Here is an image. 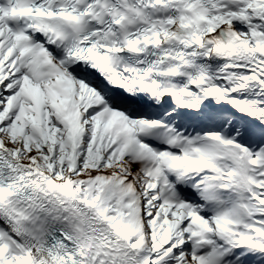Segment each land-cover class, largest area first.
Returning <instances> with one entry per match:
<instances>
[{
    "label": "snow or ice",
    "instance_id": "1",
    "mask_svg": "<svg viewBox=\"0 0 264 264\" xmlns=\"http://www.w3.org/2000/svg\"><path fill=\"white\" fill-rule=\"evenodd\" d=\"M0 264H264V0H0Z\"/></svg>",
    "mask_w": 264,
    "mask_h": 264
}]
</instances>
